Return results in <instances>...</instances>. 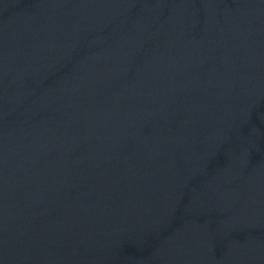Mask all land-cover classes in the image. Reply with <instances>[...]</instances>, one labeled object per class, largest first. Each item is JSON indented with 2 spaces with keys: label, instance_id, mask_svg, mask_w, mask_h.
Returning a JSON list of instances; mask_svg holds the SVG:
<instances>
[{
  "label": "water",
  "instance_id": "95a60500",
  "mask_svg": "<svg viewBox=\"0 0 264 264\" xmlns=\"http://www.w3.org/2000/svg\"><path fill=\"white\" fill-rule=\"evenodd\" d=\"M0 264H264V0H0Z\"/></svg>",
  "mask_w": 264,
  "mask_h": 264
}]
</instances>
